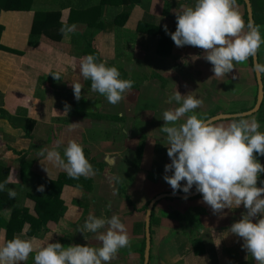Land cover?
Listing matches in <instances>:
<instances>
[{
	"label": "crops",
	"instance_id": "crops-1",
	"mask_svg": "<svg viewBox=\"0 0 264 264\" xmlns=\"http://www.w3.org/2000/svg\"><path fill=\"white\" fill-rule=\"evenodd\" d=\"M84 4L88 10L98 2L85 0ZM193 4L194 0L104 4L98 15L96 9L72 12L71 6H78V0H34L28 10L0 11V183L11 179L0 191V244L8 238L7 223L13 209L26 208L37 217L34 196L44 197L49 192L48 182L65 176L60 191L66 208L63 215L49 221L48 229L42 226L34 233L29 232L32 222L26 221L9 237L23 233L34 246L60 242L98 247L95 234L86 233L85 239L80 232L82 225L90 214L109 218L115 214L127 228L130 246L119 249L111 264H144L147 211L152 201L162 196L151 213L148 264H255L241 247L243 240L229 229L246 212L243 205L233 204L222 214H213L202 202V194L187 199L171 196L173 190L163 179L165 165L171 160L164 145L166 134L160 127L163 111L179 106L175 101L168 103L176 88L182 95L202 101L195 113L203 119L210 118L212 112L220 115L250 110L258 95L251 57L244 63L234 62L230 73L217 77L200 48L174 44L170 54L159 52L160 36L155 30H165L167 25L174 32V10ZM237 7L247 21L246 5L237 0ZM38 11H60L61 15L57 24L48 27L55 35L44 32L32 42ZM123 14L127 18L121 24L117 19ZM98 16L100 25L96 24ZM70 22L75 30L62 32ZM257 26L264 39V23ZM89 42L96 48V54L91 53L96 59L100 56L109 66L120 67L135 84L116 105L93 92L91 81L80 73L82 58L90 54ZM257 54L264 84V44ZM77 82L83 86L79 100L72 87ZM66 103L70 105L68 112ZM261 108L263 112L244 118L257 121L259 131L264 132V89ZM72 140L83 146L93 166L95 174L90 178H71L39 155L47 149L63 157ZM256 157L264 161V156ZM40 185H44L43 192L37 191ZM8 188L15 190V198H9ZM196 191L193 186L190 193ZM196 207L204 211L198 229L192 232L180 216ZM22 264H35L34 254Z\"/></svg>",
	"mask_w": 264,
	"mask_h": 264
},
{
	"label": "clouds",
	"instance_id": "clouds-1",
	"mask_svg": "<svg viewBox=\"0 0 264 264\" xmlns=\"http://www.w3.org/2000/svg\"><path fill=\"white\" fill-rule=\"evenodd\" d=\"M174 12L175 31H169L165 25L166 34L177 47L187 45L202 49L204 59L213 66L214 76L230 73L234 62H246L264 44L259 26L250 19L245 21L237 0H194L193 5H181ZM74 30L75 26H71L61 31ZM80 73L91 81V90L105 96L112 105L124 99L123 94L134 84L131 79H122L116 66H109L106 61L97 62L92 54L82 58ZM53 76L60 80L59 74ZM72 87L79 100L83 86L77 82L72 83ZM172 101L179 106L163 111L164 124L160 127L166 134L164 145L171 160L165 165L163 179L171 186L173 194L183 191L185 199L195 186L213 214H222L233 204L243 205L246 212L230 225V233L243 240L241 247L255 264H264V187L257 186L264 165L254 155L264 156V132L259 131V123L243 116H233L227 124L203 119L195 113L202 101L182 95L177 88L168 98V103ZM69 110L70 105L66 103L65 112ZM39 155L54 162L71 178H90L95 174L83 146L74 140L64 148L63 157L47 149L41 150ZM169 172L172 174L168 175ZM9 183L11 179L0 183V191ZM7 191L9 198H15L14 189ZM37 191L43 192L44 185L38 186ZM80 232L86 240V233L95 234L99 246H89V243L65 246L60 242L34 246L31 239L23 238L24 234L20 233L0 244V264H22L30 254H34L35 264H111L119 249L130 246L127 228L115 214L110 218L90 214Z\"/></svg>",
	"mask_w": 264,
	"mask_h": 264
},
{
	"label": "trees",
	"instance_id": "trees-1",
	"mask_svg": "<svg viewBox=\"0 0 264 264\" xmlns=\"http://www.w3.org/2000/svg\"><path fill=\"white\" fill-rule=\"evenodd\" d=\"M75 2V0H72ZM85 0H78V6L73 5L72 12L74 13L78 11V14L82 11L86 12L88 10H95V14L100 13V9L102 5L104 4H129L132 5L134 3H138L142 0H97L98 4L97 6H93L91 9L89 8L87 10L88 5L84 4ZM239 2L243 3L245 5L244 0H238ZM253 8V14H254V23L256 25L264 23V0H250ZM34 0H0V11L1 10H28L31 9L33 6ZM78 9V10H77ZM61 15L60 11L56 12H40L38 11L35 17V21L32 28V42L33 40L39 38L44 32L47 34H53L48 30V27H53L54 24H57V20L59 16ZM246 20H249V15L246 8ZM100 16H98L96 20V24L100 25V22L98 23ZM119 18H122L120 20L117 19L121 24L126 20L127 14L120 15ZM91 24V23H90ZM63 25V24H60ZM72 22H70L67 26H71ZM100 27V26H98ZM1 31V26H0ZM155 32L160 36V50L159 52L162 54H170L172 52V46L174 45V42L172 41L170 35L166 34L165 30L162 29H156ZM1 46V45H0ZM88 50L91 54L92 52L96 54V48L93 46L91 42L88 43ZM252 61H253V57ZM99 62H101L100 56H98ZM118 70L121 73L122 79H130L127 78L124 72L120 67H118ZM154 76H156L154 74ZM132 80V79H131ZM135 85V84H133ZM245 110L241 111L244 112ZM263 112V108L260 107L259 112ZM215 113H211V116H214ZM208 119V118H207ZM255 155V154H254ZM257 159V158H256ZM66 182V177L62 176L56 181H49L48 182V189L49 192L44 194V197L42 196H34V199L36 200V212L37 217L32 216L29 211L25 209H18L14 208L12 212V216L10 218V221L7 223V235L8 239H11V235H13L16 231H20L23 226L25 225L26 221L32 222V225L29 229L30 233H34L36 230L42 228V226L45 227V229H48V223L49 221H57L59 217L63 215L65 212V206L60 199V191L62 186ZM258 187H264V173H261L258 182ZM199 197L201 194L198 195ZM204 210L201 208H194L186 212L185 214L180 216V220L186 224V227L190 231H195L199 227V216Z\"/></svg>",
	"mask_w": 264,
	"mask_h": 264
},
{
	"label": "water",
	"instance_id": "water-1",
	"mask_svg": "<svg viewBox=\"0 0 264 264\" xmlns=\"http://www.w3.org/2000/svg\"><path fill=\"white\" fill-rule=\"evenodd\" d=\"M246 8H247V12L249 15V19L252 20L254 22V14H253V8H252V4L250 0H244ZM253 61H254V68H255V72L257 75V79H258V96H257V102L256 105L247 111L244 112H237V113H227V114H220V115H214L212 117H210L207 120H212V121H219L222 119H232L233 116H249L252 115L256 112L259 111L261 105H262V100H263V89H264V84H263V80H262V75H261V71H260V66H259V62H258V54L256 53V55L253 57ZM200 193L198 191L194 192V193H190L187 194V197H194L199 195ZM169 195V194H168ZM171 196H179V197H185L186 194H170ZM162 196H158L155 200L152 201V203L150 204L148 211H147V221H146V238H147V247H146V252H145V263L144 264H148L149 263V257H150V241H151V235H150V221H151V213L154 207V204L157 200L161 199Z\"/></svg>",
	"mask_w": 264,
	"mask_h": 264
},
{
	"label": "rangeland",
	"instance_id": "rangeland-1",
	"mask_svg": "<svg viewBox=\"0 0 264 264\" xmlns=\"http://www.w3.org/2000/svg\"><path fill=\"white\" fill-rule=\"evenodd\" d=\"M255 154V153H254ZM255 156H256V154H255ZM257 158V157H256ZM257 160L262 164V165H264V161L262 160V159H259V158H257Z\"/></svg>",
	"mask_w": 264,
	"mask_h": 264
},
{
	"label": "flooded vegetation",
	"instance_id": "flooded-vegetation-1",
	"mask_svg": "<svg viewBox=\"0 0 264 264\" xmlns=\"http://www.w3.org/2000/svg\"><path fill=\"white\" fill-rule=\"evenodd\" d=\"M257 96H258V95H257ZM256 102H257V100H256ZM255 105H256V104H255ZM255 105H254V106H255ZM234 113H237V112H234ZM208 119H209V118H208ZM206 120H207V119H206Z\"/></svg>",
	"mask_w": 264,
	"mask_h": 264
}]
</instances>
